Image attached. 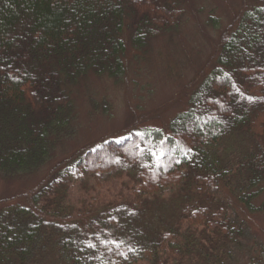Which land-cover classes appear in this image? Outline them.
<instances>
[{"label": "trees", "instance_id": "1", "mask_svg": "<svg viewBox=\"0 0 264 264\" xmlns=\"http://www.w3.org/2000/svg\"><path fill=\"white\" fill-rule=\"evenodd\" d=\"M186 1L0 0V175L13 178L44 165L56 145L73 134V85L88 73L120 79L126 43L139 51L172 31L182 15L179 6ZM256 1L219 40L213 70L191 95L187 109L171 120L169 136L144 131L106 138L76 159L55 165L47 182L31 194V205L0 211V264H41L43 231L55 236L51 244L58 264L192 260L194 239L176 229L141 241L143 230L133 231L126 222L128 211L116 205L99 222L78 223L75 218L92 213L95 205L76 210L66 191L70 183L84 179L87 184L94 178L99 185V177L122 159H138V189L134 187L132 195L140 206L139 217L167 208L162 191L176 190L172 211L189 196L192 179L201 184L197 190L204 186L211 196L219 183L237 173L238 168L233 171L219 160L217 150L225 139L239 132L264 145V0ZM239 165L250 176L248 192L239 190L237 200L252 213L256 187L264 181V152ZM175 215L178 222L207 231V257L216 253L218 263L236 239L237 227L227 215L185 207ZM253 260L263 264L264 249Z\"/></svg>", "mask_w": 264, "mask_h": 264}, {"label": "rangeland", "instance_id": "2", "mask_svg": "<svg viewBox=\"0 0 264 264\" xmlns=\"http://www.w3.org/2000/svg\"><path fill=\"white\" fill-rule=\"evenodd\" d=\"M256 3V0H187L179 6L182 15L172 31L151 39L139 51L132 50L126 43L122 57L125 72L120 79L93 73L80 79L71 88L75 116L73 134L61 140L50 159L35 171L13 178L0 175V211L31 205V194L47 182L55 165L76 159L77 154L94 149L106 138H123L128 133L144 131L169 136L171 120L187 109L191 95L213 70L219 40L238 16ZM217 151L221 164L233 171L238 168V172L219 183L217 192L209 196L204 186L197 190L201 184L194 183L192 170L188 171L193 185L189 196H183L184 203L176 210L171 211L176 206L175 200H171L176 190L171 194L162 191L164 195L160 199L169 209L149 210L137 217L136 210L140 206L133 203L137 198L132 195V189H138L134 179L137 178L138 159L130 163L122 159L115 168L106 171L109 173L103 172L106 174L99 177L103 178L99 185L94 178L87 184L85 179L83 183H70L67 200L76 210L95 205L92 213L82 219L75 218L82 225L99 222L102 214L113 205L121 207L123 212L128 211L126 222L131 224V229L135 232L143 230L139 234L141 241L148 236L157 239L167 230L179 229L197 244L192 246V260L188 264H256L253 259L264 249V181L256 187L259 193L252 201L256 209L251 213L237 200L239 190L248 192L246 187L250 176L239 163H244L258 151L264 152V145L258 138L235 132ZM159 200L156 198L154 202ZM183 207L187 211L202 208L208 214L220 213L232 218L237 227L236 239L224 249L219 263L216 262V253L207 257L210 248L207 231L192 227L185 220L177 221L175 212ZM146 209H149V203ZM43 233L46 237L39 260L41 264H58V256L51 244L55 236Z\"/></svg>", "mask_w": 264, "mask_h": 264}]
</instances>
